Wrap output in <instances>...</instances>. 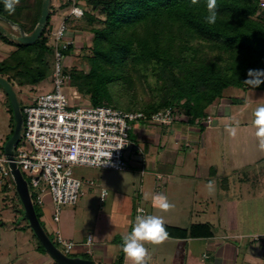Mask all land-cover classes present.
Wrapping results in <instances>:
<instances>
[{"label":"trees","instance_id":"obj_1","mask_svg":"<svg viewBox=\"0 0 264 264\" xmlns=\"http://www.w3.org/2000/svg\"><path fill=\"white\" fill-rule=\"evenodd\" d=\"M41 2L37 0L33 14L26 16L31 18L27 19L31 21L29 28L16 19L23 13L21 5L10 12L4 0H0V16L30 35L40 18ZM260 2L217 0L218 19L210 25L205 22L207 0H198L195 4L192 0H66L63 8L76 5L84 9L80 19L83 18L93 36L91 56L86 58L89 69L83 72L73 67L69 73L71 85L87 96L94 107L100 106L103 100L112 103L109 85L125 79L130 63L147 69L154 62L152 74L158 83L154 88L157 101L138 110H121L150 117L170 108L185 117L186 122L202 126L200 123L208 116L207 109L222 98L226 89L264 90V84L256 89L243 84L249 69H264V23L254 19L261 9ZM96 12L98 16L94 15ZM52 15L50 10L39 39L31 45L12 43L1 36L4 43L16 47L0 62V77L12 87V83L34 86L47 76L49 66L45 58L53 52ZM169 25H176L183 32L177 50L162 44L161 39L170 36ZM72 50L70 46L64 51L65 56ZM6 99L14 128L7 96ZM12 133L13 130L10 136ZM34 212L39 221L35 208ZM201 227L209 229L208 224ZM35 240L36 251L46 254ZM122 255L123 251L118 264ZM84 259L87 258L84 256Z\"/></svg>","mask_w":264,"mask_h":264},{"label":"rangeland","instance_id":"obj_2","mask_svg":"<svg viewBox=\"0 0 264 264\" xmlns=\"http://www.w3.org/2000/svg\"><path fill=\"white\" fill-rule=\"evenodd\" d=\"M261 1L264 2V0ZM36 2L37 0L19 1L18 5L22 6L23 13L16 19L19 20V22L24 23L26 28L31 26V21L27 19H29L30 15L33 14V8H35L34 5ZM64 3H66V0H50L49 11L51 10L53 14L50 20L52 29L56 24L67 17L69 7L63 8L62 5ZM27 14H30L29 18L26 17ZM94 15L98 16V12L94 13ZM254 19L258 22L264 23V9H260ZM82 20L83 18L80 19V21L79 19L67 20L68 32L69 34L71 33L70 36L74 39L73 50L70 54L65 56L62 63L64 74L68 76L73 67L78 71L83 72H86L89 69V62H87L86 58L91 56L90 49L92 46L91 40L93 36L88 31V25L83 23L84 21ZM167 29L169 30L168 33L170 36H168V38H162L161 40L164 42L162 44H165L163 46L167 45L170 50H177V47L180 45V38L183 35V32L179 30L176 25L174 27L169 25L167 26ZM1 36L6 37L12 43H18L16 38L19 36V31L15 25H11L7 21L0 19V62L16 50L14 44L8 45L4 43L5 41L2 40ZM241 59H243V57ZM45 60L48 62L49 72L43 81L34 86L12 83L13 87H11L15 92L21 112L24 107L29 105L34 96L51 92L53 89V56L47 55ZM153 65H155L154 62L151 63L147 69H143L140 66L134 67V65L130 63L128 65V71L124 76L125 79L123 81H116L112 85H109V91L112 95V103L107 100H103L100 106H109L118 110H138L151 102H156L157 92L154 88L158 83L156 77L152 74ZM67 86L70 88L69 92L64 91L68 94L67 98L70 107L91 105L89 98L75 90L69 80H66L64 89H66ZM224 97L244 98L246 103L245 105H239V103L237 105H232L229 115L225 117H219L215 114V112L211 113V110H214V107L210 108L208 110L209 114L217 120V123L209 128L205 126L204 122L200 123L202 126L199 124L192 125L183 119H176L170 128H165V126H154L155 129L150 130L148 133H158L160 135L161 138L159 145L155 144L154 140H149L141 136L143 133H141V131L143 129L140 127L141 123L138 122L137 127L134 126L130 132L131 143L128 148L124 150L123 155L126 165H128L132 174L125 173L127 176H123V174L115 171L74 167L72 169L73 176L82 182L81 192L84 195L83 197L80 195L75 210L76 233L81 234L91 231L93 222L95 223L100 217L99 214L104 207V204L99 202V181L101 182V186H104L108 190L111 189L110 191L112 192L116 189L118 190L119 185L124 186L125 189L120 190L123 192L122 194L130 198L134 196V200L139 199L136 197L139 194V190H144V192H147V197H143L144 199L139 203V206L145 210L146 215H150L153 206L149 203V200H144L145 198H151L155 193L154 183L155 186L157 185L161 188L163 186L161 180L156 182L154 178L149 177L148 173L153 172L150 171V165L152 162H157V169L161 165L165 164L162 169L174 167L175 171L185 167L186 169L188 168L189 172V169H195L199 165H202V167L205 168V171L208 170V167H213L218 169V173L221 175L228 174L231 177H237L239 181L242 180L244 176H247L249 182L257 184L259 180H261V176L264 175V151L259 149L258 140L255 136V128L252 122L254 120L253 113L256 107L264 105V90H249L245 92L244 90L238 88H229L224 92ZM209 119L212 120L210 117ZM229 123L242 125L237 127L238 131L235 137L231 136L226 131L225 126H228ZM174 127L180 129V133L187 137L186 140L177 139V135L171 134V131L175 129ZM191 128L195 130L194 134H189V129ZM13 129L11 113L9 112L6 95L0 87V147L2 149L7 142L6 140L11 137L10 132ZM201 135H204L206 138H215L212 140V145L214 146L211 147V145H206L205 148H202L198 146V144H190V148L184 147L186 143L188 144L192 141H196ZM145 143L147 145L144 146ZM175 143L177 144L175 145ZM205 143L207 144V141H205ZM149 145L150 152L147 153L146 150ZM231 145L232 147H230ZM136 147L139 148V152L134 150ZM175 150L179 153L178 157L174 156ZM136 154L139 157H142L143 155L147 157L143 163L145 172L143 177L140 175L141 169L133 168L130 165L132 156ZM228 166H232L236 169L235 174L234 172L232 173L229 171L230 168H227ZM22 174L24 175L25 181L29 185L28 173L22 172ZM203 177L204 179L207 178L205 175H203ZM204 179L192 181L190 183L196 184L198 181H201L200 185H205L207 180ZM89 181H93L95 186L89 187L87 183ZM8 182L11 183L12 187L4 190V192L0 194V264H42L41 259L43 258L45 260V257L48 256L44 253L36 251L37 243L33 232L27 227L28 222L24 218L23 207L15 192L14 183L12 182V179H8ZM199 183L197 185H199ZM109 185H111V188ZM233 186L237 192L236 181L233 183ZM206 187V196L207 194L209 195V192H216L215 188L209 189L207 185ZM89 188L92 189L90 192H88ZM28 191L31 200H33V205L38 214L40 224L42 225L46 235H48L55 247H57L59 251L63 252L62 247L55 242L54 234H52L47 228L48 222L53 223L51 220L52 218H49L48 220L44 219V207H39L34 203L35 190L29 186ZM185 195L186 194L184 192L176 189L171 198V203L174 204L175 208L180 206L182 209L184 207V210H191L190 214H186L184 216L185 218H188V215L192 217V209H194V207L187 198L188 196ZM229 200L235 202L236 197H230ZM246 200H248L247 207L244 206V208L250 210V212L255 210L254 214L259 217L258 219H261V222L258 223V220H255L254 223L253 220L251 221V225L244 223L238 226V231H243L246 227H249L251 232H254L256 227L264 229V202L259 201L257 198L251 201L250 199ZM65 209H72V207L66 206ZM159 213L164 212L159 211ZM208 219L215 222L217 220L216 218ZM177 220L178 225L183 227H187L192 222H195V218H193V221H188L181 217ZM230 233L232 232L228 230L221 231L218 229V236H221L222 238L225 236L224 239H221V241L235 246L241 254L247 252L251 253V255H253L251 257H255L256 260L264 259L263 236L259 237L256 242H253V239L249 235L239 239H234L230 236ZM251 246L253 248H259V250H251ZM66 256L69 258H75L76 255H73L71 252ZM76 257L83 258L79 255ZM89 259H91L90 261L94 264H102L96 263L92 257H89ZM49 262H51V259L46 260L43 264H50Z\"/></svg>","mask_w":264,"mask_h":264},{"label":"crops","instance_id":"obj_3","mask_svg":"<svg viewBox=\"0 0 264 264\" xmlns=\"http://www.w3.org/2000/svg\"><path fill=\"white\" fill-rule=\"evenodd\" d=\"M70 35L71 33L69 34L68 32V38H71ZM249 90L250 89H245L244 91L247 92ZM224 92L222 98L215 101L207 109V117L212 118V123L209 126L205 125L207 128L217 123V120L209 114L208 110L210 108L214 107V110H211V113L215 112L217 116L225 117L229 115L232 105H237L238 103L239 105H245L246 103L244 98L224 97ZM181 119L185 120L184 118ZM202 122L205 124V121ZM137 125L138 124H136L135 127H137ZM172 125L165 126V128H170ZM238 126L242 125L229 123V125L225 126V128L227 129L228 127ZM140 127L143 129H141V133L143 132L141 135L142 137L154 140L157 145L160 144L161 137L158 133H148L150 130L155 129V127H145L143 125H140ZM174 128L175 129L171 131V134L177 135V139L186 140L187 137L180 133V129L176 127ZM194 133V129H189V134ZM214 139H212V137L206 138L204 135H201L196 141H192L188 144L186 143L184 147L190 148V144H198V146L202 148H205L206 145H211V147H213L214 145H212V140ZM205 141H207V144ZM176 144L177 143H175V145ZM145 145L147 144L145 143L144 146ZM230 147H232V145ZM134 150L137 152L136 149ZM146 151L147 153L150 152V145L147 147ZM143 156L139 157L137 154L132 156L130 163L133 168L141 169V177L145 174L143 163L147 158L144 156L143 159ZM174 156H179L178 151H174ZM156 163L157 162L151 163L150 171L153 172L148 174L149 177L154 178L156 182L161 180L163 186L161 188L157 185L155 186L154 183L155 193L153 195L164 194L171 202V198L176 189L180 190L188 196L187 198L193 204L194 209H192V217L188 215V218H185L184 216L186 214H190L191 210H184V207L182 209L180 206H177L176 208L174 207L167 212L163 211L164 213H159L161 210L153 206V195L149 199L145 198L144 201L149 200V203L153 206L150 215L162 216L164 218L167 231L170 234V238L160 245H145L149 249L151 255V259L148 261V264H264V259L256 260L255 257H251L253 256L251 253L247 252L241 254L235 246L221 241V239H224L225 236H223V238L218 236V229H220L221 231L228 230L232 232L230 233V236L234 239H239L249 235L253 239V242H256L259 237H264V229H261L260 227H256L254 232H251L249 227L244 228L243 231H238V226L244 223L251 225V221L253 220L254 223L255 220H258V223L261 222V219H258L259 217L254 214L255 210L250 212V210L245 209L244 206L247 207L248 200L246 199H250L251 201L257 198L259 201L264 202V175L261 176V180L258 182L259 184H254L249 182L247 176H244V178L239 181L237 177L234 178L228 174L221 175L218 173V169L213 167H208V170L205 171V168L202 167V165H199L200 167L197 166L198 168L189 169L188 172V168L186 169L185 167L178 169V171H175L174 167L162 169L165 164L161 165L162 167L160 166L157 169ZM227 168H230L229 171L232 173L234 172L235 174L236 169L234 167L228 166ZM117 172L123 174V176H127L128 173L132 174L128 165L125 170ZM203 175L207 178L204 179ZM202 179L207 180L205 185L202 184L204 186L200 185L201 181H198V183L200 182L199 185H197L198 183H190L192 181ZM210 181L214 185L213 188H215L217 193L209 192V195L207 194L206 196V185L208 186ZM235 181L237 192L233 186ZM91 182L93 184H88V186H95L94 182ZM98 185V188L100 189L99 202L104 204V207L100 211V217L98 220L95 223L93 222L91 231L81 234L76 233L75 210L78 201L74 206H71L72 209H65L66 207H64L62 209L59 222L55 223L51 219L53 223L48 222L47 228L52 234H54V238L55 232L58 230L65 240L74 243V249L72 251L73 255L83 257L80 258L75 256V258L84 259L85 256L87 258L85 260L90 261L91 259H89V257H92L96 263L118 264L120 253L122 251V237L131 232L135 217L137 216V210L139 208L143 209L139 206V203L144 199V196L147 197V192H144V190L141 191L140 189L139 194L136 196L139 199L134 200V196H132V198L124 196L122 194L123 192L120 190L125 188L124 186L119 185L118 190H115L116 192L110 191L111 189L108 190V195L104 196L101 200L100 194L102 190H105V187L101 186L100 181ZM109 187L111 188V185H109ZM91 190L92 189L89 188L88 192ZM81 196H84L83 193H81ZM230 197H236V201L233 202L229 200ZM43 207L44 219L48 220L49 218H52V206L48 196H45L44 198ZM144 215H146V212ZM180 217L188 221H193V218H195V222H192L187 227H183L178 225L177 219ZM208 218H216L217 220L215 222ZM204 224H208L209 229L201 227V225ZM88 235H91V237H95L96 239L92 240L91 243L87 245L86 239ZM251 250L256 251L259 250V248H253L251 246ZM42 259L41 263L43 264L46 260L51 258L48 256L45 257V260ZM53 262L54 261L51 259V262L49 263L52 264ZM120 264H131V261L126 257L124 252Z\"/></svg>","mask_w":264,"mask_h":264},{"label":"built area","instance_id":"obj_4","mask_svg":"<svg viewBox=\"0 0 264 264\" xmlns=\"http://www.w3.org/2000/svg\"><path fill=\"white\" fill-rule=\"evenodd\" d=\"M259 6L264 9V2L261 1ZM83 11L81 6L72 5L67 17L51 30L53 89L34 96L22 109L20 139L13 149L14 164L23 178L22 172L28 173V190L29 186L35 190V205L44 206V198L48 196L55 223L59 222L62 209L74 206L82 193V182L73 176L74 167L123 171L127 166L124 150L131 143L130 132L138 122L145 127H154L170 126L176 119L186 120L170 108L147 117L140 112H127L109 106L70 107L65 92H69L70 88L67 86L64 89L66 80L70 81V78L64 74L62 66L64 51L74 45V40L68 38L67 20L80 19ZM211 123L209 118L205 120L206 126ZM135 149L139 152L138 147ZM110 154L109 163L103 164L109 160ZM8 179L12 176L0 147V194L3 188L12 187ZM88 184L93 183L89 181ZM104 191L100 194L102 198ZM144 213L143 209L137 210V215ZM55 242L62 247L65 256L74 249V243L65 240L58 230ZM90 243L86 239V244Z\"/></svg>","mask_w":264,"mask_h":264},{"label":"clouds","instance_id":"obj_5","mask_svg":"<svg viewBox=\"0 0 264 264\" xmlns=\"http://www.w3.org/2000/svg\"><path fill=\"white\" fill-rule=\"evenodd\" d=\"M198 0H192V3H197ZM5 8L14 12L19 0H4ZM208 15L205 17V22L214 25L218 19L217 0H207ZM247 79L243 84L250 86L253 89L259 88L264 84V69H249ZM253 126L255 128V136L258 140V146L261 151H264V105L256 107L254 110ZM226 131L233 137L236 136L238 128L228 127ZM108 155V154H106ZM111 158L103 164H108ZM209 189L214 185L210 181ZM108 195V189L105 188L103 196ZM102 198V197H101ZM103 199V198H102ZM153 206L161 211L167 212L174 207L168 197L164 194H155L152 197ZM170 238V234L165 226V221L162 216L138 214L135 217L132 230L129 234L122 237L121 248L126 257L131 261V264H148L151 259L150 251L145 246L146 244L160 245ZM89 242L96 239L88 237Z\"/></svg>","mask_w":264,"mask_h":264},{"label":"water","instance_id":"obj_6","mask_svg":"<svg viewBox=\"0 0 264 264\" xmlns=\"http://www.w3.org/2000/svg\"><path fill=\"white\" fill-rule=\"evenodd\" d=\"M49 6L50 0H42L41 9H40V18L30 35L24 34L23 30L11 22L7 21L5 18L0 16V19H3L15 25L19 31V36L16 38V41L19 44L31 45L35 43L45 27L46 21L49 16ZM0 87L7 96L13 114L14 120V129L11 137L7 140L3 147L4 155L8 160V166L12 176V181L14 183L15 192L22 204L24 218L28 222V226L33 232L35 238L43 247L47 255L54 261L56 264H94L93 262L80 258H69L65 256L61 251H59L54 244L49 240L44 230L42 229L36 215L34 212V207L29 196L27 182L24 180L20 171L13 162V149L17 145L20 139V132L22 128V115L19 109V105L16 99L15 92L13 91L11 85L0 77Z\"/></svg>","mask_w":264,"mask_h":264}]
</instances>
